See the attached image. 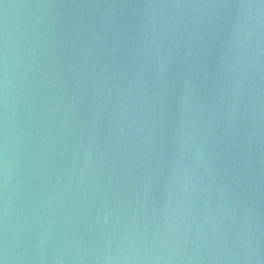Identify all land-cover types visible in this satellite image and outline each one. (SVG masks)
I'll return each instance as SVG.
<instances>
[{
	"label": "water",
	"instance_id": "1",
	"mask_svg": "<svg viewBox=\"0 0 264 264\" xmlns=\"http://www.w3.org/2000/svg\"><path fill=\"white\" fill-rule=\"evenodd\" d=\"M0 264H264V0H0Z\"/></svg>",
	"mask_w": 264,
	"mask_h": 264
}]
</instances>
